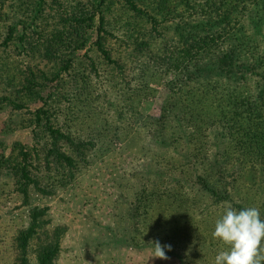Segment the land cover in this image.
I'll return each mask as SVG.
<instances>
[{"label":"trees","instance_id":"obj_1","mask_svg":"<svg viewBox=\"0 0 264 264\" xmlns=\"http://www.w3.org/2000/svg\"><path fill=\"white\" fill-rule=\"evenodd\" d=\"M49 1L0 0V101L13 109L2 134L28 132L32 138L24 148V171L34 168L43 177L35 160L46 140L53 161L74 169L75 158L63 148L72 143L67 129L81 139L76 148L83 164L119 156L145 121L144 103L162 101L149 115L148 137L153 148L170 153L144 158L130 173L138 188L129 216L136 246H149V230L174 215L177 227L167 238L198 230L187 216L200 220L207 206L255 207L264 220V50L257 42L264 39V0H52L57 13L45 16ZM170 20L186 26H165ZM166 29L182 42L159 48ZM48 56L59 66L52 76L44 72ZM171 76L180 78L177 91L162 86ZM56 80L58 86L45 91ZM180 156L184 165L176 163ZM189 160L192 173L184 170ZM9 163L3 155L0 175L8 165L16 171ZM111 164L105 166L110 175L118 163ZM245 189L246 198L236 200ZM45 217L46 210H33L29 229L19 235L21 264L59 263L66 230L56 227L49 237ZM192 247L204 249L205 239Z\"/></svg>","mask_w":264,"mask_h":264},{"label":"rangeland","instance_id":"obj_2","mask_svg":"<svg viewBox=\"0 0 264 264\" xmlns=\"http://www.w3.org/2000/svg\"><path fill=\"white\" fill-rule=\"evenodd\" d=\"M48 4L44 15L47 16V12L48 14L57 13L58 6L54 5L52 0ZM58 22L55 23L57 28H59ZM177 24L184 25L180 20L173 24L170 20L165 26L171 27L172 25L175 28ZM166 33H168L167 37L163 38L165 40H161L159 48H165L168 43L182 42L179 37L167 29ZM257 38H259L257 42L262 46L261 50H264V39ZM257 42L253 39L250 44L255 46ZM181 46L182 44H176L174 48L180 49ZM122 58L127 68L131 70L132 63L127 53H124ZM44 64V72L47 76H52L59 68L57 61L50 56L44 60ZM191 69L194 70V67ZM136 71L139 74V70ZM101 78L103 79V81L101 79L102 82H107L102 84L108 88L107 77L102 75ZM90 82L94 89H99L98 85L101 82H98L96 78ZM163 83L162 86H172V90L177 91L180 78L175 79L174 76H171L166 78ZM58 84L57 80L48 84L47 86H50H45V88L47 87L45 91L54 90ZM157 98L166 99V96L159 93ZM211 101L214 105L215 101L213 99ZM161 104L162 101L158 102L157 100L144 103L142 113L145 115V121L139 122L137 134L130 139L127 146L124 145L125 150H120L119 156L117 153V156L111 155L105 159L104 157L97 159L94 164H83L76 148L81 139L72 130L68 131L67 129L66 135L71 138L72 143H68L63 148L67 155L75 158L76 166L74 169H64L62 165H57V162L53 161L52 156H50L52 141L46 140L47 143H41L35 160L36 166L45 171L41 178L40 176L36 177V172L33 173L34 168L29 170L30 173L24 171L23 159L28 155L24 148L32 144V138L28 132H20L13 136L2 134L4 122L13 109L10 102L0 101V164L3 155H5L7 162L10 161L9 164L16 168V171H13L11 165H8L7 170H4L0 175V264L22 263L24 257L21 246L18 244V238L24 230L29 229L32 223L31 212L36 209L41 212L46 210V217L42 219L47 221L49 237L52 234L50 230L59 226L65 227L63 249L58 264L204 263L201 261L202 259L197 260L196 254L192 251L196 249L200 251L198 254L205 258L207 264H214L216 255L220 251L227 250V246L213 238V232L215 222L224 214L225 208L227 206L232 207L229 203L211 210H209L210 206L205 207V213L201 211L198 214L200 220L193 218L194 213L190 212L187 219L194 223L198 230L183 229L182 233H178L176 229L177 233L173 235V241L167 237L172 235V230L177 225L173 219L175 215L171 219V214L168 215V213L163 215L165 219H167L166 217L171 219L168 223L160 218L161 225L159 228L149 230V234H153V241H150L149 246L138 248L134 243L135 239L132 241L135 230L129 216L138 188L130 178V173L140 164L142 159L157 155L167 157V154L170 153L162 148H153L148 137V130L152 124L149 115L153 114L154 109L160 108ZM58 123L61 122L58 120ZM180 151L185 154L188 152L184 146H180ZM178 158L179 162L175 160L176 163L184 165L186 159H182L183 156ZM115 162L118 163L115 164L117 167L116 169L112 168L110 175L105 166L111 167V163L114 164ZM199 167L201 168V165ZM184 170L192 173L194 170L192 161L187 162ZM159 175L160 173H158ZM189 178H193L192 175ZM33 179L39 182L38 184L43 188V191L37 189V185L31 181ZM25 186H28L26 191L24 190ZM246 190L241 191L240 196L238 195L235 199H245ZM233 209L237 210L236 208ZM195 221L198 222L195 223ZM199 238L205 239L204 249L192 247ZM156 241H159L161 245L172 246L173 249L170 254L165 248L169 259L151 258ZM175 243H177L176 246H174ZM182 246L184 253L181 252V254L183 255L178 253ZM32 249L37 248L33 246ZM35 257L33 254L32 258L35 259Z\"/></svg>","mask_w":264,"mask_h":264},{"label":"clouds","instance_id":"obj_3","mask_svg":"<svg viewBox=\"0 0 264 264\" xmlns=\"http://www.w3.org/2000/svg\"><path fill=\"white\" fill-rule=\"evenodd\" d=\"M213 238L227 246V250L216 255L214 264H264V220L259 209L237 211L227 206L215 222ZM165 248L172 250L171 245L156 241L151 258L169 259Z\"/></svg>","mask_w":264,"mask_h":264}]
</instances>
